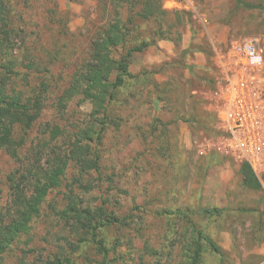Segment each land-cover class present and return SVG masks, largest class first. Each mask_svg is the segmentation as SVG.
I'll return each instance as SVG.
<instances>
[{"label": "rangeland", "instance_id": "1", "mask_svg": "<svg viewBox=\"0 0 264 264\" xmlns=\"http://www.w3.org/2000/svg\"><path fill=\"white\" fill-rule=\"evenodd\" d=\"M243 1L256 8L237 9L233 0H0L8 44L26 78L14 79L11 89L26 101L46 86L39 118L30 129H14L16 156L0 148L3 217L12 187L29 195L55 157L69 158L81 131L98 129L81 96L63 111L57 107L90 62L94 40L118 25L126 40L112 49L115 61L148 46L126 60L130 76L106 107L100 143L81 144H89L87 159L97 155V169L83 172L68 159L59 186L3 264H100L98 241L107 264H191L197 244L199 264H264V168L260 191L247 190L241 164L212 142V94L230 46L253 36L264 50V0ZM69 205L100 211L94 223L105 226L91 236ZM197 232L223 255L199 242Z\"/></svg>", "mask_w": 264, "mask_h": 264}, {"label": "trees", "instance_id": "2", "mask_svg": "<svg viewBox=\"0 0 264 264\" xmlns=\"http://www.w3.org/2000/svg\"><path fill=\"white\" fill-rule=\"evenodd\" d=\"M237 9L253 10L256 7L243 0H233ZM0 5V148L4 149L13 158L16 156L13 132L15 127L24 130L30 129L39 118L44 104L43 93H46V86L42 84L44 91L35 94L33 98L24 100L18 93L11 89L14 79L26 80L18 69L16 59L11 53L9 43L10 32L6 28V15ZM126 38L120 33L118 25L109 31H104L101 36L94 40L91 47L90 62L83 69L75 74L69 88L57 99V107L63 111L66 105L77 96H81L92 106L90 116L96 123L85 131H81L71 151L69 160L78 163L82 171H93L97 169L98 158L87 159L90 153L89 144L81 145L83 141L100 143L105 131V117L107 105L114 100L115 91L122 85L124 79L130 76L126 60L132 54L142 53L148 46L141 45L131 48L123 60L115 61L111 58L112 49L123 46ZM30 70V67H27ZM114 78L111 81V78ZM215 117V116H214ZM216 120V119H215ZM58 135V133H56ZM216 131H215V134ZM68 159L55 157L48 170L40 177H34L31 193L25 194L15 185L13 188V201L8 217L0 215V264H3V255L11 248L12 244L21 236L27 235L31 229V223L40 215V207L48 193L57 188L68 165ZM239 175L242 186L250 191H260L261 184L248 164L239 166ZM69 212L77 217L82 229L94 236L95 230L105 226L96 219H102L100 211L90 214L89 211H78L69 205ZM206 213H215L206 212ZM65 216L66 213H63ZM104 217V216H103ZM81 220L83 221L81 223ZM198 241H204L211 251L222 256L221 249L211 240L197 232ZM97 252L102 256L100 264H107L108 251L103 247L102 241L96 243ZM201 249L197 244L191 264H199ZM68 262V261H67ZM65 262V263H67ZM68 264H71L68 262Z\"/></svg>", "mask_w": 264, "mask_h": 264}, {"label": "built area", "instance_id": "3", "mask_svg": "<svg viewBox=\"0 0 264 264\" xmlns=\"http://www.w3.org/2000/svg\"><path fill=\"white\" fill-rule=\"evenodd\" d=\"M225 61L220 64L224 79L212 94L217 134L213 148L248 164L258 177L264 168V78L260 75L264 50L260 39L251 36L233 43Z\"/></svg>", "mask_w": 264, "mask_h": 264}]
</instances>
